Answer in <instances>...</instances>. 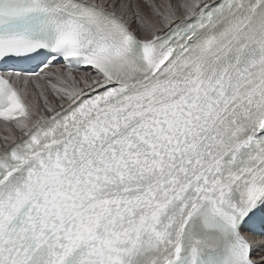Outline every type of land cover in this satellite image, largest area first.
<instances>
[{"label": "snow or ice", "instance_id": "6c2138e0", "mask_svg": "<svg viewBox=\"0 0 264 264\" xmlns=\"http://www.w3.org/2000/svg\"><path fill=\"white\" fill-rule=\"evenodd\" d=\"M0 264H264V0H0Z\"/></svg>", "mask_w": 264, "mask_h": 264}, {"label": "bare ground", "instance_id": "6f19581e", "mask_svg": "<svg viewBox=\"0 0 264 264\" xmlns=\"http://www.w3.org/2000/svg\"><path fill=\"white\" fill-rule=\"evenodd\" d=\"M2 125V122H0V126Z\"/></svg>", "mask_w": 264, "mask_h": 264}, {"label": "rangeland", "instance_id": "374dc122", "mask_svg": "<svg viewBox=\"0 0 264 264\" xmlns=\"http://www.w3.org/2000/svg\"><path fill=\"white\" fill-rule=\"evenodd\" d=\"M2 126V125H1Z\"/></svg>", "mask_w": 264, "mask_h": 264}]
</instances>
